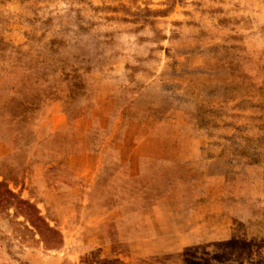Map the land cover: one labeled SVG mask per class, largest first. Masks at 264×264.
<instances>
[{
  "label": "rangeland",
  "instance_id": "rangeland-1",
  "mask_svg": "<svg viewBox=\"0 0 264 264\" xmlns=\"http://www.w3.org/2000/svg\"><path fill=\"white\" fill-rule=\"evenodd\" d=\"M0 79V135L20 150L5 161L9 179L41 158V142L59 149L48 169L68 175L64 111L100 105L125 125L166 117L201 143L219 175L207 189L234 222L233 237L182 250L114 246L81 216L70 231L53 227L0 180V264H264V0H0ZM57 108L67 129L53 134ZM228 222L220 216L221 237Z\"/></svg>",
  "mask_w": 264,
  "mask_h": 264
},
{
  "label": "crops",
  "instance_id": "crops-1",
  "mask_svg": "<svg viewBox=\"0 0 264 264\" xmlns=\"http://www.w3.org/2000/svg\"><path fill=\"white\" fill-rule=\"evenodd\" d=\"M99 106L77 118L64 111L67 122L72 123L71 140L61 155L68 175L61 177L55 175L59 170L48 169L58 163L59 149L54 143L46 147L41 142L36 143L40 152L35 155L41 160L30 159L18 180L9 179L5 161L20 150L0 135V180L35 202L39 214L53 227L70 231L80 219L79 225L87 222L98 227L114 246L164 239V244L182 250L233 237V212L221 211L220 195L207 189L219 175L204 167L212 161L203 157L201 143L189 141L181 125L166 117H135L125 125L121 114L113 115ZM60 117L58 108L50 116L53 134L67 129V125H60ZM221 215L229 221L222 237ZM129 225L132 234L124 237L119 232ZM155 226L159 228L156 236L137 234L141 228ZM83 243L100 245L90 237ZM65 244L69 246L71 241Z\"/></svg>",
  "mask_w": 264,
  "mask_h": 264
}]
</instances>
